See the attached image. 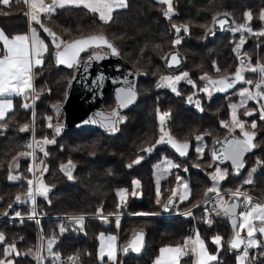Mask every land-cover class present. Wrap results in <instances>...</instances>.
Instances as JSON below:
<instances>
[{"label":"trees","instance_id":"1","mask_svg":"<svg viewBox=\"0 0 264 264\" xmlns=\"http://www.w3.org/2000/svg\"><path fill=\"white\" fill-rule=\"evenodd\" d=\"M176 1V0H175ZM147 0H127L128 7L113 12L112 20L104 23L99 16L90 12L82 6H65L57 7L53 15H41V22L53 29L62 40L67 41L72 38L94 33L105 32L116 44L122 47H138L145 44L146 37L138 29L133 17L137 14L135 7L141 3V10L145 12ZM27 7L23 3H15L5 7L0 5V29H3L7 36L26 33L29 26L34 25L39 37L48 46V51L44 54L43 65L33 68V87L34 96L38 99H29L27 102L32 107L25 109L22 107L21 99H15L14 108L8 113L3 123L7 124L6 129H0V216L5 212L9 214L19 211L25 213L30 206L28 203H17L15 197L21 196L22 201L26 199L28 189L27 180L30 179L31 173L28 168L31 163V156L19 155L27 153L32 149L26 146L34 141H42L43 138L55 139L54 144L44 145V150L48 155L44 156L43 152L36 150L35 164L42 160L47 166V171L41 174V171L35 172V178L40 177L43 183L49 186L50 191L46 197L37 196L35 209L38 214L47 215L48 217L40 219V232L46 237L50 230H53L56 237L54 250L61 255L77 253V264H110L106 258L103 262L96 254L99 233H110L117 239L118 249L121 244L127 240V236L134 228H142L145 232V244L138 255H122L118 250L117 258L113 264H151L150 261L157 254L158 247L163 245H183L186 238L190 237L191 221L179 212L185 211L201 202L207 196L205 193L211 187L212 181L210 173L213 172L214 166L207 167L208 158L206 149L203 156L199 158L197 169H193L192 162L184 163L188 169L180 173L187 182L189 196L186 200L175 201L168 212V215L161 211V206L166 197L172 193L175 180L172 176L165 175L159 180L160 203H157V185L154 183L153 169L154 162L147 164H136L130 171L123 167L126 174L133 172L135 180L140 181V185L134 189L133 182L123 179L122 172L114 170V163L109 161L113 157V149L107 147L102 149L104 154H96L97 149H92L91 157L83 161L81 155L82 147L79 146L83 141L81 130L63 129L59 135L55 134L53 127H48L47 117H51V123L54 126L59 123L62 115L61 112L56 116L54 105L61 102L63 98L66 80L71 75V68L56 67L52 61L51 46L47 37L43 34L42 29L35 23H30L29 17L25 15ZM189 12H191L189 10ZM147 13V12H145ZM188 23L192 21L191 15ZM143 44V45H144ZM24 100V99H23ZM136 104V108L138 107ZM33 112L35 120L33 121ZM139 117V116H138ZM135 119L136 126L148 127L151 139L148 144L154 143V137L158 125L155 117L145 118V124H139ZM147 123V124H146ZM28 125V131L21 132L20 128ZM127 125V123H126ZM200 126L209 127L208 123H200ZM210 129V128H209ZM264 134V133H263ZM262 136V133L259 134ZM95 140L101 141L100 138ZM105 142L111 143L112 140L104 139ZM137 141V140H136ZM259 159L264 160V140L259 138ZM91 150V149H90ZM257 151V150H256ZM15 158V159H14ZM107 159V164L102 169L97 167L89 170V164L92 160ZM252 161L255 157L250 158ZM71 161L73 164L72 176L69 180L67 175L61 170V166ZM256 168L252 174L251 183H245L242 177L234 178L227 173L224 180L219 183V190L226 188H241L247 193L264 201V165L252 166L249 161L247 170ZM18 175L20 179L9 181V174ZM97 175V176H96ZM133 189L137 193L132 195L133 191L127 193L126 201L121 202L118 196V189ZM13 207L9 209V205ZM121 206L118 208L117 205ZM103 212H98V209ZM198 211V210H197ZM196 214L199 215V212ZM136 213H148L149 215H135ZM85 215L82 227L79 228L78 234L74 235L71 230L60 234L59 227L66 224L61 218H53V215ZM93 214H110L107 221ZM119 215V225L117 218ZM212 224L207 227L204 224L199 225L198 232L210 253L216 250L215 244L211 237L220 235L223 237L222 245L219 252V264H237L236 252L230 250L227 245L229 226L227 220L215 217V212L210 213ZM98 217V218H97ZM32 220H24L22 224L8 223L6 220H0V232H3L6 240L5 244H16L20 256H11L16 264H33L34 260L31 252L35 250L37 242V229ZM68 229V228H67ZM3 246L0 245V258H3ZM31 250V251H30ZM254 256V249H251ZM264 248L259 249V262L255 264H264ZM252 259L250 258V261ZM180 264H195V257L192 254L184 256Z\"/></svg>","mask_w":264,"mask_h":264},{"label":"snow or ice","instance_id":"2","mask_svg":"<svg viewBox=\"0 0 264 264\" xmlns=\"http://www.w3.org/2000/svg\"><path fill=\"white\" fill-rule=\"evenodd\" d=\"M13 0H0V5L8 7L11 5ZM159 3L167 5V10L164 15L166 18H171V15L174 12L172 6V0H158ZM15 3H23L28 6L29 11L25 13L29 17L30 23H35L43 29L45 33L51 38L52 45L55 48L54 57L57 65H63L68 68H81L83 67L85 71L88 69V62L92 60H103L107 58V54H101V52L94 51V49H102L106 47L110 50L112 56H118L119 52L112 42H110L106 36L103 34H90L86 36H81L79 39H74L72 41H64L56 35L50 28L45 27L41 22V15L51 16L55 13L57 7L63 8L66 5L72 6H83L92 13H98L99 19L104 23H108L112 20L113 12L116 10L126 9L128 7L127 0H51L50 3H45V0H15ZM228 13H225L224 16L227 17ZM245 24L239 25L237 28L233 29L234 32H241L240 42L236 44L234 52L237 53V56L240 60V67L237 68L235 74L229 77H221L219 79H212L206 73L204 76L200 77L201 80L205 81L204 87L200 88L199 91L206 94L209 99L213 92L225 93L229 89H233L237 83L243 82L247 85H253V81L244 80L243 73L244 71H252L260 73V80L255 83V91H251L248 87L241 89L237 95L240 97V101L237 104H230V119L228 121H221L220 126L222 128H227L229 134L225 136L223 141L216 140L215 143L220 145V148H213L211 153V158L213 164L219 160L221 163L224 161H230L233 170L238 174L242 168L245 167L244 157L246 153L252 152L254 149L259 147L255 143L257 138V121L252 120L249 124L248 121L242 120L239 115V110L241 108L245 109L243 115L245 117H252L257 112H259V120L264 121V64L258 63L255 67L251 66L250 58L247 57V54L240 55L241 48L246 42L244 39V32L250 33L256 36H264V30L260 32H253V30L248 26L249 22L252 19V13L247 11L244 13ZM220 14H217L213 17L214 24H218L221 30H224V25L226 19L219 18ZM259 19L264 21V9H261L259 14ZM172 28L177 33V38L172 41V46L175 47L182 43V38L180 33L183 30L185 33L188 32V26H177L172 25ZM208 34L214 35V30L209 29ZM0 129H6L7 124L3 123L6 120V117L9 112L14 108L13 98L14 97H23L25 103L22 104V107L28 109L32 107L27 101L31 99H38V96H34L33 93L35 89L33 87V68L43 65L44 54L48 51V46L44 41L39 37L36 28H31V35L29 34H16L11 38L7 36L3 29H0ZM90 49H93L92 54L88 57V62L81 63V54L88 52ZM165 63L168 67L176 66L180 63V59L177 53H170L164 57ZM215 67V62H214ZM216 71L219 72V68H216ZM105 77L103 74L100 75L98 79L92 81L91 83L95 84L97 87H100L104 81ZM181 80H187V82L196 87L195 83L189 78L187 72L181 73L180 75H169L162 76L160 82H158L157 87L167 86L170 87L173 92L179 95L177 91V84ZM127 87H122L117 89V102L118 108L127 107L132 103L136 98L135 85L131 81H126ZM249 101H254L257 105L256 108L247 109V104ZM188 102H193V97H188ZM196 107L203 111L200 107V101H195ZM57 111H59V107ZM157 116L160 122V132L161 135L158 140L155 141L150 147H145L142 149L145 153H151L158 145L168 144L170 145L180 157L188 155V150L190 144L188 142L179 143L177 142L169 132L164 128L166 118L170 117V112L161 113L157 109ZM48 120V127L52 128L51 117L46 118ZM126 118L120 115L118 110H113L110 116L106 117L105 127H108L111 132L118 131L117 124L123 123ZM35 120V113L33 112V121ZM92 122V121H86ZM236 129H239L240 136L237 137L233 135ZM251 129V130H249ZM21 132L28 131V125H24L20 128ZM55 133L58 135L61 131L60 127H55ZM204 135H210V133H203L195 136V140L198 142L195 148L196 152L202 157L204 153V145L202 143ZM55 139H48L47 137L43 138L42 141H34V143H29L26 147L32 149L27 153H21L19 155L31 156L33 158V163L35 162L36 156L35 152L38 149L43 152L44 156H47V151L44 150V145L54 144ZM15 159V158H14ZM144 156H138L127 166L131 168L133 165L140 164ZM257 165H264V160L257 158ZM44 162L41 160L39 164H35V168L30 165L28 172L32 173L35 176L36 171L43 172L47 171V166L44 165L41 169L40 165H43ZM212 165L210 164L209 167ZM72 165L71 161L67 165H62L61 170L67 175L68 179H73L72 176ZM158 169H161L160 176H165L173 168H179L180 165L175 164L167 158L163 161V167L161 165L155 166ZM185 172L188 171L187 168L184 169ZM256 171V168H253L249 172V179L245 183H251L252 174ZM227 175V169H221L220 167L216 168V171L211 174V180L213 181V187L207 189L205 196H208L209 193H215L213 200L209 201L212 203L213 207L210 209L208 207L204 208L205 211V222L211 226L212 219L210 216L211 212H215L217 216L230 217L233 227V237L229 241V247L232 250L237 251L239 254L236 256L237 264H255V256L252 257V260L249 261V250L250 249H260L264 248V239H257L256 234L259 233L264 237V203H253L252 197L248 196L246 193H241L239 189H236L234 192H228V200H225L224 196L220 193L219 183L224 180ZM20 179L18 175L9 174V181H16ZM178 184L183 188V194L180 195V200H186L189 196V190L187 183L182 182L180 176L176 177ZM33 179L27 180V193L26 199L22 201L21 196L17 195L15 200L17 203H28L30 202L33 205L32 211L28 215V219H35L38 215L35 209V201L37 196L46 197L50 191L49 186L43 183V180L39 177L35 178L36 187L33 189ZM140 185L139 180L133 181L134 189ZM157 203H160V189L159 181H157ZM137 193L133 190L132 195L135 196ZM120 201L123 203L126 201L127 190H120L118 192ZM177 196L176 190L172 191V196L168 198V204L165 205L167 209L168 205L173 203V198ZM243 197V199H241ZM121 205L118 204L119 208ZM13 206L10 204L9 209ZM194 207H200L199 204ZM238 209H242L238 213ZM98 212L102 213L103 209H98ZM5 216H8L9 213L5 212ZM135 215H149L148 213H136ZM191 215V211L187 213ZM14 219H18L23 222V217L21 212L16 211L13 216ZM102 219L107 221V217L102 216ZM71 221L75 222L78 225L82 226L84 216L79 217H69ZM255 221H259V226L256 225ZM39 223V220L36 221ZM117 226L119 225V216L117 215L116 220ZM246 229V238L241 235V231ZM68 229L64 225H60L59 232L63 234ZM100 239L103 241L99 259L103 262L105 256L109 261H115L116 257V248L114 246L115 237L109 236L105 238L101 234ZM6 237L3 232H0V245L3 246V258H0V264H16L14 259H9V257L15 255L20 256L21 253L17 250L16 244H5ZM143 233L134 232L133 239L131 240L128 247L133 251H140L142 246ZM223 237L216 235L212 237V242L217 245L216 254H210L207 251L204 240L201 239L199 232L197 231L195 237H188L184 241L183 245L177 246H166L160 249L161 257L157 259L156 264H180L182 257L192 254L195 257V264H219V252L222 245ZM56 242L55 235L51 236L47 240V251L49 257H55L56 260H59L60 257L58 254L53 253V246ZM43 249V241L41 242V251ZM242 249V251H241ZM127 251V249H124ZM31 251V250H30ZM165 254H167L165 256ZM264 254V253H262ZM37 264H43L44 257L37 255ZM72 264H75L77 258L69 257Z\"/></svg>","mask_w":264,"mask_h":264},{"label":"flooded vegetation","instance_id":"3","mask_svg":"<svg viewBox=\"0 0 264 264\" xmlns=\"http://www.w3.org/2000/svg\"><path fill=\"white\" fill-rule=\"evenodd\" d=\"M172 6L174 12L171 15V18H166L164 13L167 10V5L159 3L158 0H147L144 9L145 12H147L148 18L151 19V23L148 24L149 26L147 28L150 36L146 37L147 39L145 44L143 43L144 45L142 44L135 47L136 50L130 47L123 48L122 45H118L111 40L105 32H102V34H104V36H106V38L117 48L119 55L116 57L126 61L135 71L136 98L134 103L130 106L124 109H117L115 105L117 104L116 90L107 91L102 98L101 105L106 112L118 110L120 115L126 118L125 121L116 125L118 128V131L116 132H111L109 128L106 130L93 127L79 129L82 131L81 133L84 138V141L79 146L82 147L81 155L83 161H86V158L95 154L91 152L92 149H97L98 152L96 154L102 156L104 154L102 149L111 147L113 149L112 163H114V170L116 169L115 171L118 173L122 172L123 179L128 180V182H133L135 180V175L133 173L134 170H132L135 165L131 168L127 165L141 155L144 156V159L140 164L151 162L157 163L160 162V160L167 158L175 164L180 165L179 168H173L170 173L167 174L172 176L174 180H176L177 176H182L178 172H181V170L183 171L187 167L185 165L190 161L192 162L191 168L196 170V167H198L196 164H198V160L201 156L195 150L198 143L195 140V136L203 133H210V135H204L202 141L207 154L211 140L214 138H220L225 133H229L227 128H222L220 126V122L228 121L230 119L229 105L234 102V97H239L237 93L245 87H248L251 91H255L254 85L260 80L259 72L246 70L243 73L244 80L253 81V85H247L240 82L237 83L233 89H229L225 93L213 92L211 99H209L206 94L199 91V89L204 87L205 84V81L201 80L200 77L204 76L206 73L211 78H220L224 75L234 73L237 68L240 67V60L237 53L234 52V48L236 44L240 42L242 33L239 31L234 32L233 29L241 24H245L244 13L250 11L252 13V19L248 26L253 32L264 30V21L259 19L260 11L261 9H264V0H172ZM189 10L191 12H189ZM219 13L230 14L228 17L232 24L225 25L224 30H221L218 25L215 32L216 34L212 35V38L208 42H203L205 30L210 26L213 17ZM190 15L192 19L190 22L191 24L188 23ZM173 24L177 26H188L187 33L182 30L179 34L182 38V43L175 47L172 46V41L177 38V33L172 28ZM243 35L246 42L241 48L240 55L243 56V54L246 53L247 57L250 58V63L253 67L258 63L264 64V36H256L247 32H244ZM94 51L110 52L106 47L102 49H94ZM91 52H93V49H90L86 53H82L81 58H84V56L86 57L88 53ZM170 53L178 54L180 59L178 65L173 67H168L166 65L164 57ZM216 68H219L220 71L217 72ZM184 72L189 74V78L196 85L195 88H193L187 80H181L177 84L176 87L179 95L173 92L170 87H157L162 76H175ZM189 96L193 97L192 103L188 102ZM197 100L200 101V107L203 111L196 107L195 101ZM237 100H240V98ZM137 103L139 105L136 108ZM256 107L257 105L254 101H249L247 104V109L249 110ZM157 109H159L161 113L170 112V117L166 118L164 128L177 142H188L190 144L187 156H178L179 154L172 151L168 144L158 145L150 154L142 151L143 148L152 145V143L148 144L151 136L148 127L145 128L144 126L135 125V119L139 115L145 118L152 116L157 119L158 125L154 137V140L156 141L161 135V126L157 116ZM244 111L245 109L243 108L239 110V115L242 120L248 121L249 124L252 120L257 121V129L255 130L257 132V138L255 143L259 145V138L264 140V121L259 120V112L252 117H245L243 115ZM200 123H208L209 127L205 128L204 126H200ZM260 133H262L261 137L259 136ZM233 134L240 136L239 129H236ZM96 138H100L101 141L95 140ZM104 139L112 140V142H105ZM251 157H255V159L252 161L250 159ZM207 158V167H209L210 160L208 154ZM257 158H259L258 147L252 152L246 153L244 157L245 167L238 177H242L249 172L247 170L248 161L250 165H257ZM212 166L225 167L228 170V174L232 176V169L229 161L224 164L212 163ZM123 167H126L133 172H128V174H126L124 171L126 169ZM213 173L214 172L210 173V176ZM162 177L164 176H161V178ZM35 187L36 185L34 182L33 188L35 189ZM118 190L126 189L120 188ZM130 191H133V189L127 190V193H130ZM223 191H233V189L226 188ZM208 195H211V193ZM249 195L255 197L251 194ZM255 198L259 201V198ZM106 215L108 214H100L98 217L101 218ZM79 216L81 215L61 214L53 215L52 217L63 219L68 230H71L74 235H77L79 228L68 218ZM82 216L85 217V215ZM188 219L191 220L190 217ZM7 222L16 224L23 223L17 221ZM255 223L259 226V221H255ZM203 224L205 225L206 222ZM75 230L77 234H75ZM244 231L245 230H242L241 233L246 237V232ZM53 235H55L54 231ZM256 238L264 239L259 233L256 234ZM250 250L249 261L250 258L252 259V252H250ZM34 251L35 250L31 252L32 255L34 254ZM237 253L238 252H236V254ZM45 254L48 255L47 253ZM253 254L256 258L255 260L259 262V249L254 248Z\"/></svg>","mask_w":264,"mask_h":264},{"label":"water","instance_id":"4","mask_svg":"<svg viewBox=\"0 0 264 264\" xmlns=\"http://www.w3.org/2000/svg\"><path fill=\"white\" fill-rule=\"evenodd\" d=\"M219 14H220L219 18L226 19L225 25L232 24V22L229 21V17L224 16L225 13H219ZM210 23H211L210 26L204 32L203 42H208L212 38V35L208 34V30L213 29L214 33H215L216 29L218 27V24H214L213 19H212V22H210ZM44 26L51 29V27L48 25H44ZM51 30L53 32H55L53 29H51ZM42 32L47 37V39L49 40L48 42H50L51 46L54 48V46L52 45V42H51V38L48 36L47 33H45L43 31V29H42ZM219 32H221V31H219ZM94 34H102V33H94ZM56 35L58 37H60L57 33H56ZM84 36H86V35H84ZM80 37L81 36H78V37L72 38L71 40H67V41L79 39ZM54 52H55V48L51 54L52 55V61L55 64V66L58 68L59 67H66L63 65H57V63L55 62ZM97 52H101V54H107V58L103 59V60H98V61L92 60V61L88 62V57L92 54V52H91V53H88V55L86 57L84 56V58H81L82 64L84 62H88L87 71H85L83 67H81L79 69L75 68V67L71 68V75L68 78V80H66L67 82H66V85L64 88L63 98H62L60 103L54 105V107H53L56 110L55 115H58L59 112H61V115H62L60 122L53 126V130L57 126L60 127L61 130H63V129L79 130V129L84 128V127H93V128H97V129H103V130L108 129V127H105L106 117L110 116V114L112 112H106L104 110L103 106L101 105L102 104V98L104 97L106 92L109 90H116L115 92H116V96H117V89L122 88V87H127L126 81H131L135 85L136 73L128 65V63L126 61H124L123 59H121L119 57L112 56L110 54V52H102V51H97ZM235 72L231 73L230 75L229 74L224 75L223 77L231 78L235 74ZM101 74H103L105 79H104L102 85L100 87H97L95 84H93L91 82L98 79ZM212 79H219V78H212ZM134 101L132 103H130L128 106L133 104ZM115 105H116L117 109H121V108H118V102ZM56 106L59 107V111H57ZM124 108H126V107H124ZM124 108H122V109H124ZM86 121H92V122L86 123ZM60 133H61V131H60ZM228 134L229 133H225L222 137L214 138L213 140H211V144L208 148V153H207L209 160H210L209 165L210 164L212 165V163H213L212 158H211L212 149L213 148H217V149L220 148V145L216 144L215 141L216 140L223 141L225 136H227ZM237 137H239V136H237ZM168 146L172 151L177 153L170 145H168ZM226 162H228V161H224L222 163L219 160L216 161V163H219V164H224ZM65 165H67V164H65ZM230 165H231V162H230ZM230 167L232 169V176L233 177H238V175L244 169V168H242L240 170V172L237 174L233 170L232 165ZM170 196H172V193L166 197V199L164 200V202L162 203V206L160 208L161 211L164 212L165 214H167L171 210V207L175 201V197H174L173 203L171 205H168V207L166 209L165 205L168 204V198ZM228 199H229V197L227 195L225 200H228ZM184 217L189 218V215H187V213H186L184 215ZM215 217H217L219 219L227 220V223L229 226V232H228L229 235L227 238V245L226 246L230 249L229 241L233 237V227H232V223H231V218L230 217H224V216H217L216 214H215ZM71 222L75 226H77L78 228L82 227L81 225H78L73 221H71ZM205 225L207 227H210L207 223ZM134 232H142L143 233L142 246L140 248V251H138V252L133 251V250H131L130 247H128L131 240L133 239V233ZM144 234H145V232L142 228L132 229L129 236H127L128 237L127 240L123 244L120 245L118 250L121 252L122 255H127V254L138 255L142 251L144 244H145ZM241 235L245 237V235L243 233H241ZM55 245H56V242L53 246V249H54ZM124 249H127V251H125ZM230 250H232V249H230ZM232 251L237 252L235 250H232ZM45 253L48 254L47 243H46V252Z\"/></svg>","mask_w":264,"mask_h":264},{"label":"rangeland","instance_id":"5","mask_svg":"<svg viewBox=\"0 0 264 264\" xmlns=\"http://www.w3.org/2000/svg\"><path fill=\"white\" fill-rule=\"evenodd\" d=\"M138 1H140V0H138ZM47 3H50V2H47ZM141 3H139L136 7H135V9L136 10H138L137 11V14L135 15V17H133V20L135 21V23H136V25H138V29H142L143 28V31H141L143 34H144V37H149L150 36V33H149V31H148V24H150L151 23V19H149L148 18V15H147V13H145V12H143L140 8H141ZM69 6H72V5H69ZM82 6V5H81ZM194 7H195V5H194ZM82 8H83V6H82ZM95 14H97L98 15V13H95ZM99 16V15H98ZM132 49H135V47L133 46V47H131ZM136 50V49H135ZM70 77V76H69ZM238 98H240V97H234V99H233V103H231V104H237V103H239V101L240 100H237ZM31 99V98H30ZM30 101H32V99L30 100ZM230 109V108H229ZM229 113H230V110H229ZM56 116H58V115H56ZM145 121H146V119H145V117H143V116H140L139 115V117H138V119H137V121L136 122H138L139 124H143V122H144V124H145ZM147 124V123H146ZM154 142H155V140H154ZM153 144V143H152ZM206 149V148H205ZM32 160V161H31ZM31 163H30V165L31 166H33L34 168H35V163H33V158L31 157ZM109 161L110 162H113V158H109ZM163 161H164V159H162V160H160V162H157V163H154V171H153V178H154V183L157 185V181H159V179L161 178V176H160V171H161V169H158V168H156L155 166L156 165H161L162 167H163ZM106 162H108L107 161V159H101L100 161H98V160H92L91 162H90V164H89V170L88 171H90V170H93V172L95 173V171H94V169H96L97 167H99L100 169H102V166L105 164H107ZM252 166H258V165H252ZM215 168H214V170H213V172H215L216 171V168L217 167H220L221 169H227V168H225V167H221V166H214ZM253 168H251V170H252ZM251 170H248L249 172H251ZM247 171V172H248ZM249 172L248 173H246V174H244V176H242V178H245L244 179V181H246V180H248L249 179ZM227 173H228V170H227ZM36 176V175H35ZM35 176H33V174L31 173V177H30V179H33V181L35 180ZM97 176V175H96ZM181 178H182V182H184V183H187V182H185V178L183 177V176H180ZM212 181V180H211ZM211 187H213V181H212V184H211ZM237 189H239V190H241V191H243V193H246V194H248L249 195V193H247L246 191H244L243 189H241V188H237ZM173 190H176V192H177V199L178 200H180V195H182L183 194V188L181 187V185L180 184H178V182H177V180H175V184H174V186H173V188H172V191ZM236 189H233V191H235ZM120 190H118V192H119ZM220 192H223V191H220ZM212 194H215V193H211V195ZM211 195H208V196H211ZM208 196L206 197V198H208ZM226 196V195H225ZM250 196V195H249ZM252 197V196H251ZM205 198V199H206ZM205 199H203L201 202H203ZM252 200H253V203H257V202H259V203H264L263 201H261V200H257L255 197H252ZM201 202H199V203H201ZM199 203H197V204H199ZM196 204V205H197ZM195 206V205H194ZM194 206H192V207H189V209H187V210H185V211H182V212H179L180 214H183V215H185L186 213H188L190 210L192 211V214L195 216V217H199L200 215H201V213H200V210L197 208V207H194ZM198 210V211H197ZM196 211L197 212H199V215H197L196 214ZM15 213V212H14ZM14 213H12V214H14ZM98 214H93L92 216H97ZM168 215V214H167ZM10 216H13V215H10ZM108 216H111L110 214H108V215H106L105 217H108ZM119 216V215H118ZM114 217H116L117 218V215H114ZM98 218V217H97ZM199 225H201V224H198V226H197V228L199 227ZM244 232H246V229H245V231ZM191 233V232H190ZM101 234H103V236L105 237V238H107V237H109V236H115V235H113V234H110V233H99L98 234V244H97V248H96V254H97V256L99 257V254H100V248H101V245H102V243H103V241L100 239V237H101ZM216 236V235H215ZM212 237H214V236H212ZM212 237H211V240H212ZM246 238V237H245ZM118 242H117V239H116V237H115V241H114V246H115V248H116V257H115V260H116V258H117V252H118V244H117ZM216 246V250H215V254H216V251H217V245H215ZM241 251H242V249H241ZM53 253H57L56 252V249L55 250H53ZM239 253H237L236 254V256L238 255ZM105 258L107 259V257L105 256ZM236 259V258H235ZM108 260V259H107ZM115 262V261H114ZM113 261H110V262H107V263H110V264H113L114 263Z\"/></svg>","mask_w":264,"mask_h":264},{"label":"built area","instance_id":"6","mask_svg":"<svg viewBox=\"0 0 264 264\" xmlns=\"http://www.w3.org/2000/svg\"><path fill=\"white\" fill-rule=\"evenodd\" d=\"M241 191V190H240ZM230 192V191H223V192H220L224 198L226 197L225 195H227V193ZM231 192H234V191H231ZM241 193H243V191H241ZM248 195V194H247ZM249 196V195H248ZM215 197V194H212L211 196H208V198H206L203 202L199 203L200 207H197L199 210H200V213L201 215L199 217H195L193 214H192V211H191V215H190V218H191V229H190V234H191V237H195L196 233H197V226L198 224H203L205 223V219H206V216H205V211H204V208L205 207H208V208H212L213 205L212 203H210L209 201L213 200ZM241 199H243V197H241ZM32 208H33V205L30 203V206H29V209L27 212H23L21 213L22 214V217L24 218V220L28 219V215L29 213L32 211ZM242 210V209H238V213L239 211ZM10 215H13L14 214H9L8 216H0V219H5L6 221H17L19 223H21L20 220L18 219H14L13 216H10ZM48 217L47 215H43V214H38L36 216L35 219H28V220H32L34 223H35V227L37 229V242H36V247H35V251L33 252V264H37V255H41L43 256L45 259H44V262L43 264H72V261H70L68 258L69 257H73V258H77L78 255L76 253H71V254H67V255H61V254H58L60 259L59 260H56L55 257H49L48 255H46L44 252H45V244L48 240V238H50L51 236H53V230H50L47 234L46 237H43V235L41 234L40 232V219L42 218H46ZM39 220V223H37L36 221ZM75 234H77L76 230L74 231ZM43 241V249L41 251H38L41 249V242ZM77 263V259L75 260V264Z\"/></svg>","mask_w":264,"mask_h":264},{"label":"crops","instance_id":"7","mask_svg":"<svg viewBox=\"0 0 264 264\" xmlns=\"http://www.w3.org/2000/svg\"><path fill=\"white\" fill-rule=\"evenodd\" d=\"M47 2H51V0H45V3H47ZM66 6H69V5H66ZM26 7H27V11H29V8H28V6L26 5ZM34 27V25H31V26H29L28 27V29H27V32L26 33H22V34H29V35H31V28H33ZM35 28V27H34ZM16 35V34H15ZM14 36V35H13ZM10 38L12 37V36H9ZM45 43V42H44ZM46 44V43H45ZM0 49H2V45H0ZM15 99H21L22 100V103L25 101V100H23L24 98L23 97H14L13 98V105H14V103H15ZM166 246H170V245H163V246H160V247H158V251H157V254L154 256V258L152 259V261H150L151 262V264H156V261H157V259L158 258H160L161 257V253H160V249L161 248H164V247H166ZM171 246H177V245H171ZM207 248V247H206ZM207 251L210 253V251L208 250V248H207ZM210 254H215V253H210ZM167 254H165V256H166ZM214 264H215V262H214Z\"/></svg>","mask_w":264,"mask_h":264}]
</instances>
